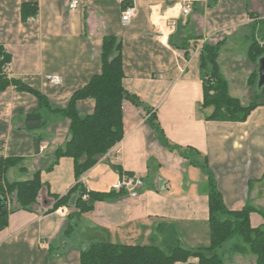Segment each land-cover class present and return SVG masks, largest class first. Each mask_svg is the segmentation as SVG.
Segmentation results:
<instances>
[{
  "label": "crops",
  "instance_id": "1",
  "mask_svg": "<svg viewBox=\"0 0 264 264\" xmlns=\"http://www.w3.org/2000/svg\"><path fill=\"white\" fill-rule=\"evenodd\" d=\"M69 1L0 0V46L10 58L5 77L40 92L52 109H66L72 94L100 74L103 40L114 37L121 42L122 85L143 109L122 102L123 139L79 180L103 198L87 196L92 208L79 212L76 195L70 194L68 206L52 210L50 195L66 196L76 184L72 158L61 157L48 170L55 150L69 138V120L39 108L35 96L12 85L0 92V188L29 181L36 172L42 183L30 210L17 209L15 197H7L0 264H79L80 252L97 243L162 246L155 228L164 222L175 225L186 248H205L210 241L205 167L227 209L251 206L264 212V91L262 104L244 122L207 121L199 70L203 44H219L217 62L229 95L238 86L225 71L242 67L243 99L253 100L246 85L253 65L239 58L235 42L247 44L248 52L253 24L264 20V0H80L73 11ZM185 1L191 11L182 16ZM129 5L137 13L122 26L121 12ZM28 7L34 15L22 19ZM48 75H59L62 83L49 84ZM94 107L91 99L76 102L81 116L91 115ZM144 108L155 113L170 144L193 150L189 158L160 143ZM37 112L41 123H28ZM5 159L13 163L2 170ZM123 174L141 178L138 198L113 191ZM250 223L257 228L264 219L252 212ZM237 255L239 264H254L253 257Z\"/></svg>",
  "mask_w": 264,
  "mask_h": 264
},
{
  "label": "trees",
  "instance_id": "2",
  "mask_svg": "<svg viewBox=\"0 0 264 264\" xmlns=\"http://www.w3.org/2000/svg\"><path fill=\"white\" fill-rule=\"evenodd\" d=\"M34 11L30 7L23 9L22 19L34 15ZM252 33L247 58L253 65V71L248 76L246 85L254 91L257 81V62L264 57V43H262L264 20L253 24ZM218 51L219 44H203L200 51L199 70L203 81L201 109L207 110L208 113L205 115L207 121L244 122L249 114L262 104L260 96L264 88L259 93H254V98L248 105H243L238 98L229 95L227 81L222 76L217 62ZM9 61V56L0 46V92L12 85L17 91L28 92L35 96L39 108L61 113L69 120V138L62 147L55 150V161L48 170L52 169L61 157H70L74 162L76 184L66 196L50 195L55 202L52 210L68 206L70 194L76 195L75 207L79 212L91 209V204L84 200L83 196L87 195L93 201L103 198L104 195L87 191L79 182L81 176L123 139L122 102L129 100L134 106L143 107L139 99L125 91L122 85L124 73L121 42L114 37L103 40L100 74L93 76L87 85L75 91L67 108L63 110L52 109L46 97L40 92L17 80H8L3 73ZM85 99H91L95 103L94 111L89 116H81L76 109V102ZM144 109L148 113L147 122L158 136L160 143L168 150H177L181 156L189 158V152L193 150L191 148L182 150L170 144L157 123L155 113H149V110ZM40 118V113H32L26 121L40 124ZM12 163L13 159L2 160L1 169L6 170ZM191 163L196 164L194 160H191ZM206 163L205 159L204 167ZM205 169L208 181L210 229V241L207 247L194 250L186 248L180 241L175 225L164 222L157 224L155 228L162 238V246L97 243L80 252L79 264H175L187 263L191 258H196L197 264H224L222 257L215 252L235 237L239 241L231 246L234 252L240 255L249 254L254 258V264H264V225L252 228L250 223L252 212L259 213L263 219L264 212L251 206H246L240 211L227 209L211 171L206 167ZM41 186L39 173L36 172L29 181L5 183V188H0V194L5 197L13 195L17 209L30 210L37 201ZM7 223L8 211L0 215V231L7 227Z\"/></svg>",
  "mask_w": 264,
  "mask_h": 264
},
{
  "label": "built area",
  "instance_id": "3",
  "mask_svg": "<svg viewBox=\"0 0 264 264\" xmlns=\"http://www.w3.org/2000/svg\"><path fill=\"white\" fill-rule=\"evenodd\" d=\"M80 0H70L68 8L73 11L76 10L79 6ZM191 11V4L188 1H185L180 9L182 16H187ZM137 13V9L135 5L127 6L122 12L120 16L122 26H128L132 20L135 18ZM46 80L49 84L53 86H59L62 83V79L59 75H48L46 76ZM43 149V148H41ZM142 187V180L140 177L136 175H121L116 182L112 185V189L115 192H124L131 198L139 197V190ZM83 199H87V195L83 196ZM63 211H59V214H62Z\"/></svg>",
  "mask_w": 264,
  "mask_h": 264
},
{
  "label": "rangeland",
  "instance_id": "4",
  "mask_svg": "<svg viewBox=\"0 0 264 264\" xmlns=\"http://www.w3.org/2000/svg\"><path fill=\"white\" fill-rule=\"evenodd\" d=\"M235 43L237 44V55L239 56V58H241V59L243 58V59L247 60V58H246L247 57V47H248L247 44L244 45L242 43V41H238V40ZM262 43H264V42H262ZM225 74L227 75L228 81H230L232 83V81L234 82V80H235L236 81L235 84L238 86L235 89H231L230 94L236 95L237 97H240L239 99H241L242 102L246 101V103L248 105V103L250 102V99H246V98L243 99L245 94L243 93V91L241 90V87L239 85V78H242V76L244 75V71H243L242 67L238 68L237 71L232 70L229 67L225 71ZM243 105H245V104H243ZM238 241H239V239L235 237V238L231 239L230 241H228L227 243H225V245L221 249H219L215 252V253H217V255H220L222 257L224 264H239V261L237 259L238 258L237 254H239V253L235 254V252L231 249L232 244H234ZM239 256L244 257L245 255L239 254Z\"/></svg>",
  "mask_w": 264,
  "mask_h": 264
},
{
  "label": "water",
  "instance_id": "5",
  "mask_svg": "<svg viewBox=\"0 0 264 264\" xmlns=\"http://www.w3.org/2000/svg\"><path fill=\"white\" fill-rule=\"evenodd\" d=\"M264 88V57H261L257 62V81L254 88V93L260 92ZM7 197L0 194V215L7 211Z\"/></svg>",
  "mask_w": 264,
  "mask_h": 264
}]
</instances>
